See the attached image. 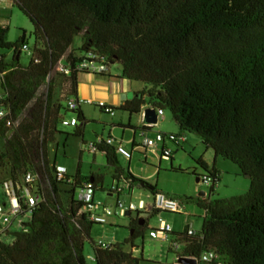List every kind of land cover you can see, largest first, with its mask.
Wrapping results in <instances>:
<instances>
[{
    "label": "trees",
    "instance_id": "obj_1",
    "mask_svg": "<svg viewBox=\"0 0 264 264\" xmlns=\"http://www.w3.org/2000/svg\"><path fill=\"white\" fill-rule=\"evenodd\" d=\"M11 2L33 25L35 44L29 63L22 65L25 33L12 43L9 28L0 24V49L14 51L11 62L0 54V110L6 112L0 135L13 131L0 153V170L9 168L14 180L33 170L43 188L42 201L24 224L27 231L4 232L13 236V242H0V264L142 261L124 246L134 247L144 236L146 220L132 219L129 238L103 248L91 235L99 224L83 211V203L72 196L65 204L61 198L57 183L68 181V176L57 181L55 167L53 172L49 168L47 147L64 110L53 101L55 79L61 78L63 97L77 95L78 73L73 67L82 58L76 51L96 52L109 65L120 63L126 79L152 87L149 95L155 108L171 112L180 131L173 135H196L216 158L231 161L250 180L249 190L239 196L189 200L205 211V217L199 235L182 234L177 239L184 255L215 250L225 264H264V0ZM78 36L82 46L71 50ZM61 61L72 68L70 75L56 70ZM43 85L47 89L36 97ZM143 106V98L135 97L116 110L135 115ZM78 118L81 125L75 135L82 137L88 121L82 112ZM97 148L113 170V182L124 178L152 195L159 192L121 167L113 147L102 143ZM198 164L217 178L215 169L209 171L202 159ZM89 181L96 192L104 191L103 176L93 175ZM81 184L78 171L74 186L78 189ZM152 212L161 211L153 208ZM86 245L94 252L92 263Z\"/></svg>",
    "mask_w": 264,
    "mask_h": 264
},
{
    "label": "rangeland",
    "instance_id": "obj_2",
    "mask_svg": "<svg viewBox=\"0 0 264 264\" xmlns=\"http://www.w3.org/2000/svg\"><path fill=\"white\" fill-rule=\"evenodd\" d=\"M0 24L9 28L8 40L10 42L16 43L25 33V43L30 48L31 52L34 50L35 39L33 36V25L30 20L13 5L11 0H0ZM78 40L79 38H77L75 42ZM0 54L5 56L7 62H11L14 51L0 49ZM30 59L31 55L22 51L20 57L21 64L27 65ZM52 78H54L53 75ZM139 85L141 89L145 91L146 95L144 97L151 103L150 107H154L155 99H153V97H147L152 87L142 83H139ZM46 89L47 86L43 85L36 97ZM62 95V81L61 78L57 77L55 79V89L53 93L54 103L60 102L61 106L64 108L62 111L63 118H78V114L81 111L72 112L66 109L67 101L71 99L72 96L63 97ZM34 102L35 100L29 104L18 122L27 114ZM85 108V118L88 122L84 126L83 136L75 135L76 129L81 125L79 118L76 127H65L59 123L57 132L47 147V159L49 168L52 172L54 167L61 166L66 170L68 178L70 179V182L66 179L61 183H57L61 198L65 204L72 196L75 199L78 197L79 188L77 189L74 186L75 176L78 171L82 184L89 182V179L93 175L104 177V191H97L95 193V204L110 207L114 209L116 213L109 219L108 224H99L93 227L91 235L94 241H101L112 245L121 244L130 236L129 225L131 220L137 217L143 218L147 223L144 236L135 241L134 247H132L131 244L125 245L124 250L126 252H132L134 257L141 258L142 261L140 264H179L178 259L184 256L183 246L179 245L175 247L172 244L173 238L171 237L168 241L151 238L150 232L157 229L162 220L169 224L172 229L180 233L185 231L187 227L200 232L204 210L199 208L196 203L190 202L189 200L198 197L202 198V196H199L200 192L205 193L207 196L208 194H213V196L215 194V198L219 196L221 198H232L242 195L249 190L250 180L241 173L237 165L222 157H218L219 164L216 165L222 177V180H217L218 185L216 187H219L216 189L215 185L208 187L201 181L198 182L197 178H203L208 174V172L198 164V161L201 160L207 149L196 135L183 132L188 138V141L182 144V147H177L169 141L165 142L166 147L172 152L170 159L162 156L161 150L163 144L159 145L156 153L146 151L141 147L135 148L130 160L118 154L117 156L121 167L130 170L137 178L148 182L150 185L155 186L157 190H160L161 193L178 201L184 206V213L173 214L161 211L157 214H153L150 209L147 212L139 211L132 212L130 215H125V212H119L115 208L117 198L125 205L134 203L137 206L141 201L146 205H151L153 202V195L149 191L140 188L137 184L132 185L131 190L123 192L119 197L115 194L110 195L109 188L114 183L113 170L107 166L102 152L98 150L96 155H94L89 152L87 146L95 144L98 139H107L111 134V137L115 140H122L123 146L128 151H132L134 148V144H132L134 139L139 143L137 137L138 133L135 136V132L130 129H117L111 133L112 121L121 116V113H123L121 110L115 109L114 116H110L92 105L85 106ZM132 116V120L134 121L132 123L136 127V125H138L136 122L137 116ZM156 132H161L162 134H177L180 132L169 110H164V119L159 120L149 134L155 136ZM12 133L13 131H10L6 137L0 135V153L4 149L6 140ZM116 146L117 145H115L114 148H116ZM212 165L213 163L211 167ZM213 167H215V164ZM10 177L9 168L0 170V205L7 204L8 202L2 187V181ZM13 216L14 215H12V218ZM27 218L28 216L25 219ZM15 224L11 229L17 231L18 226ZM9 232L12 234V231ZM2 241L10 244L13 242V236L4 234ZM90 247L91 246L86 245L85 250L88 262L92 263V251Z\"/></svg>",
    "mask_w": 264,
    "mask_h": 264
},
{
    "label": "built area",
    "instance_id": "obj_3",
    "mask_svg": "<svg viewBox=\"0 0 264 264\" xmlns=\"http://www.w3.org/2000/svg\"><path fill=\"white\" fill-rule=\"evenodd\" d=\"M23 51L32 54L28 45L23 47ZM82 60L76 63L73 67V70L79 74L88 73L93 75H102L108 72L109 64L102 56L98 53L89 51L84 53L81 57ZM56 70L65 75H70L72 68L64 63V61L59 62L56 67ZM84 105H92L99 108L106 114L114 116V109L104 102L94 103L89 99H79L77 97H72L67 101L66 109L68 111H80L81 107ZM164 111L158 109V120L164 118ZM6 116L5 111L0 110V121ZM144 117V111H143ZM59 123L65 127H76L78 125V118L73 117L71 119L61 118ZM157 125V124H156ZM156 125H145V129L140 130L138 133L139 143L134 139L135 148L141 147L146 151L155 153L158 151L160 144H163L162 147V156L164 158L171 157V151L164 147L166 141H169L176 146L184 143L186 140L184 137L175 136L173 134L165 135L161 132H156L155 136H151L148 133L149 128H153ZM102 143L116 148L115 151L118 155L130 160L132 158L133 151H128L122 144V140L117 141L113 137L109 136L107 139H98L95 144H90L87 146L89 152L96 153L98 151V146ZM54 178L57 181H63L68 176L66 170L61 166H56L54 171ZM203 179V180H201ZM217 178H214L210 175H206L203 178H200V181L206 186H214L217 184ZM70 182V179L68 180ZM40 176L33 170L26 171L21 178L14 180L13 178H6L2 181V187L5 192V195L8 199L7 204L0 205V242L5 231H10L11 227L15 224L18 226L19 230L27 231L24 227V224L27 223L31 218V212L34 206L42 201V190ZM131 184L126 179H121L119 182H114V184L109 188L111 194H115L117 197L120 196L126 189H129ZM77 200L83 203V211L89 214L91 221L97 224H107L108 219L112 217L116 211L110 207L103 206L101 204H95V193L96 188L94 187L91 181L81 184L78 192ZM153 208L163 212H169L173 214H183L184 206L181 205L178 201L173 199L170 196H167L161 192L153 195ZM116 210L119 212H137L146 210L143 202H140L139 205L130 203L125 205L119 198L116 201ZM100 209V211H98ZM8 212V213H7ZM12 215L13 218H12ZM28 216L27 219H25ZM173 233L172 227L162 221L159 227L150 232V237L154 239H159L162 241H168L171 234ZM199 232L187 227L183 234L187 236H196L199 235ZM98 245H101L103 248L110 247V244L103 243L101 241L97 242ZM175 247H178V243H174ZM92 251L91 261H93L94 252ZM186 256V255H184ZM196 260L197 264H225L221 257L215 250H209L201 254L200 256H187Z\"/></svg>",
    "mask_w": 264,
    "mask_h": 264
},
{
    "label": "crops",
    "instance_id": "obj_4",
    "mask_svg": "<svg viewBox=\"0 0 264 264\" xmlns=\"http://www.w3.org/2000/svg\"><path fill=\"white\" fill-rule=\"evenodd\" d=\"M77 38H79V40L77 42H75V40ZM82 43H83L82 37L81 36L76 37L74 39L71 50L80 49V47L82 46ZM75 55L77 57H82L83 53L80 51H76ZM142 92H143V90L141 89L139 83L132 82L123 76V66L120 63H110L109 70L105 74H102V75H93V74H88V73L79 74L78 75V90H77V95L75 97H77L79 99H89V100H92L94 103L104 102L106 105L112 107L113 109H119L120 107H122L125 104V102L135 98L136 95L141 94ZM143 102L145 105L142 107L141 112L139 114H135L137 116L136 122L138 123V125H136V127H138V128H136L134 126V124L132 123V122H134L132 120L133 116L128 115L126 112L125 113L123 112V113H121L120 117H117L116 120L112 121L113 124H111V129H110L111 133H113L117 129H130V130H133L135 132V136H136V134L139 133L140 130L145 129L146 124L143 121V111L145 108L149 107L151 103L148 102L145 99V97H143ZM85 106H88V105H84V107L82 106L80 109V111L82 112L84 117H85V109H86ZM61 117H63V114L61 115ZM163 119L164 118H161L160 120H163ZM158 122H159V120H158ZM152 129L153 128H149L146 130H148V133H150V131ZM172 134H174V133H172ZM110 136H111V134H110ZM184 138L186 140L185 141V143H186L188 141V138L185 135H184ZM102 139H104V138H102ZM122 144H123V142H122ZM132 144H134V142ZM132 151H135V148H133ZM96 153H92V154L96 155ZM102 154L105 157V154L104 153H102ZM132 156H133V154H132ZM201 159L206 163L208 170H213V168H214L216 173H217V176L219 177V180H222L221 172L216 167V165L219 164V161H218L219 159L215 157L214 151L207 149V151L203 154ZM212 163H213V165L215 164V167H213V165L211 167ZM197 181L199 182L200 178H197ZM217 185L218 184H216L215 187ZM218 187H216V189ZM249 187H250V184H249ZM131 188H132V186L129 189H126L125 191H129V190H131ZM158 191L160 192V190H158ZM214 191H213V193H214ZM109 194L113 195L110 192H109ZM199 196H202V198L204 200H214V199H220L221 198L220 196L215 198L214 197L215 194H214V196H213V194H208V196H207L205 193H202V192L199 193ZM222 199H224V197ZM141 202H143V201H141ZM143 204L145 205L146 210H142V211L147 212L150 209L153 210V204L146 205L144 202H143ZM98 211H100V209H98ZM137 212H139V211H137ZM126 213L127 212H125V215H126ZM204 217H205V211H204V215H203V220H204ZM109 219H108V223H109ZM202 224H203V222H202ZM10 231H12V233H14V232H17L18 230L16 231V230L11 229ZM183 233H184V231L182 233H180V232H177L175 229H173V233L170 236L171 238H173L172 239L173 245H174V243H178V246L179 245L183 246L182 243L177 242V239Z\"/></svg>",
    "mask_w": 264,
    "mask_h": 264
},
{
    "label": "water",
    "instance_id": "obj_5",
    "mask_svg": "<svg viewBox=\"0 0 264 264\" xmlns=\"http://www.w3.org/2000/svg\"><path fill=\"white\" fill-rule=\"evenodd\" d=\"M147 97H150L148 95ZM136 98H143L142 94L136 95ZM145 105V104H144ZM143 121L147 125H156L158 123V109L155 107H147L144 109ZM126 215H129L127 212ZM179 264H197L196 260L187 256H182L178 259Z\"/></svg>",
    "mask_w": 264,
    "mask_h": 264
}]
</instances>
